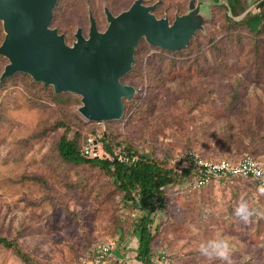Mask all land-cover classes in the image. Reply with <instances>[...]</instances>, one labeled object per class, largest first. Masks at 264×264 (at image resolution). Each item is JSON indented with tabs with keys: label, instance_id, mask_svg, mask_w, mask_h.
<instances>
[{
	"label": "rangeland",
	"instance_id": "374dc122",
	"mask_svg": "<svg viewBox=\"0 0 264 264\" xmlns=\"http://www.w3.org/2000/svg\"><path fill=\"white\" fill-rule=\"evenodd\" d=\"M135 1L58 0L49 28L71 45L78 29L87 37L89 17L104 32L105 11L115 17ZM238 1L245 11L233 17L226 0H142L169 25L199 6L194 24L201 28L181 52L139 40L120 80L136 92L124 99L119 120L88 121L78 113L79 96L56 94L26 74L0 80V236L16 239L43 264H141L133 233L141 212L98 167L59 159L55 145L65 127L80 143L94 140L95 157H105L100 139L106 134L176 175L191 165L183 162L190 152L208 160H264V32L255 36L234 25L258 13L259 0ZM4 35L0 22V45ZM7 64L0 55V76ZM182 183L165 193L152 217V264H219L198 251L214 234L231 237L233 264H264V215L247 223L233 215L241 200L264 213V187L214 180L184 194ZM102 244L110 250L100 263L93 255ZM0 264L25 263L0 245Z\"/></svg>",
	"mask_w": 264,
	"mask_h": 264
},
{
	"label": "water",
	"instance_id": "95a60500",
	"mask_svg": "<svg viewBox=\"0 0 264 264\" xmlns=\"http://www.w3.org/2000/svg\"><path fill=\"white\" fill-rule=\"evenodd\" d=\"M57 1L0 0L5 34L0 55L8 60L0 80L23 73L34 82L51 86L56 94L77 95L81 98L78 113L92 122L121 118L123 100H129L134 90L119 81L131 70L140 39L157 48L179 51L201 28L194 24L199 6L175 17L169 25L152 14L155 6L136 0L115 17L105 11L108 27L104 32H99L89 17L87 37L78 29L75 41L66 45L63 36L49 28Z\"/></svg>",
	"mask_w": 264,
	"mask_h": 264
},
{
	"label": "trees",
	"instance_id": "16d2710c",
	"mask_svg": "<svg viewBox=\"0 0 264 264\" xmlns=\"http://www.w3.org/2000/svg\"><path fill=\"white\" fill-rule=\"evenodd\" d=\"M226 1L229 5L228 10L233 17L245 11L240 1ZM257 9L259 10L258 13L254 15L247 13L239 21V24L234 25L242 26L246 32L252 35H261L264 32V0L258 1ZM184 48L182 49L184 50ZM181 50L179 51L181 52ZM119 82L121 83V81ZM130 87L133 88L135 93L134 87ZM68 130L65 127L57 139L55 145L57 156L66 164H89L98 167L101 172L112 180L114 186L122 194L124 201L131 203L141 212L133 227V233L137 237L135 260L141 264H152L151 244L153 235L150 230L152 217L164 206L165 193L178 182L182 183L188 177L191 178V165L188 168L178 170L177 175L175 171L173 174V168H168L162 162L147 155L140 156L131 144L122 146L121 142L114 141L106 134H102L100 139L105 157L99 158L91 154L87 156L82 151L86 142L80 143L77 135L69 138ZM116 150H119V153L122 154L121 157L114 154ZM134 157L137 158L136 162H132ZM225 160L231 161L229 159ZM0 245L10 249L25 264H43L34 262L28 254L23 252L16 239L0 236Z\"/></svg>",
	"mask_w": 264,
	"mask_h": 264
},
{
	"label": "built area",
	"instance_id": "2783aa9c",
	"mask_svg": "<svg viewBox=\"0 0 264 264\" xmlns=\"http://www.w3.org/2000/svg\"><path fill=\"white\" fill-rule=\"evenodd\" d=\"M95 141L87 139L82 151L84 155H94ZM134 157L132 162H136ZM183 162L191 164L192 177L181 185L182 193L197 191L214 180L243 179L255 181L264 187V160L246 155L232 162L228 160H208L200 157L198 153L190 152L184 157ZM183 168H188L184 166ZM110 246L102 244L97 247L93 257L95 261L102 262L108 255Z\"/></svg>",
	"mask_w": 264,
	"mask_h": 264
},
{
	"label": "clouds",
	"instance_id": "9594fccd",
	"mask_svg": "<svg viewBox=\"0 0 264 264\" xmlns=\"http://www.w3.org/2000/svg\"><path fill=\"white\" fill-rule=\"evenodd\" d=\"M260 191L264 192V188H261ZM233 215L247 223L253 215H264V213L258 212L247 201L241 200L234 208ZM198 251L201 256L210 260L214 259L219 261V264H233V245L231 243V237L226 235L214 234L212 237L201 241L198 244Z\"/></svg>",
	"mask_w": 264,
	"mask_h": 264
}]
</instances>
